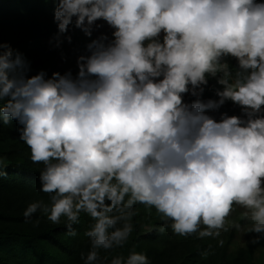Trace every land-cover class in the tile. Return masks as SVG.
Returning a JSON list of instances; mask_svg holds the SVG:
<instances>
[{
  "label": "clouds",
  "instance_id": "obj_1",
  "mask_svg": "<svg viewBox=\"0 0 264 264\" xmlns=\"http://www.w3.org/2000/svg\"><path fill=\"white\" fill-rule=\"evenodd\" d=\"M53 20L55 48L73 29L89 39L75 73L33 74L0 43V126L16 122L50 196L25 223L39 212L76 237L89 217L83 264L127 244L141 204L161 214L159 234L264 245V0H56ZM110 264L152 261L133 249Z\"/></svg>",
  "mask_w": 264,
  "mask_h": 264
},
{
  "label": "trees",
  "instance_id": "obj_2",
  "mask_svg": "<svg viewBox=\"0 0 264 264\" xmlns=\"http://www.w3.org/2000/svg\"><path fill=\"white\" fill-rule=\"evenodd\" d=\"M55 0H0V43L8 42L31 61L33 74L45 69L64 72L69 63L61 62L68 52V42L57 49L50 43L57 31L53 20ZM78 29H73L74 34ZM82 43L81 46H83ZM235 66V61L230 62ZM215 81H210V86ZM214 97L207 90L204 98ZM191 99V98H189ZM238 108L231 103L220 111L237 114ZM217 115L218 114H214ZM16 122L11 127L0 126V162L7 165L6 175L0 177V264H83L81 255L90 250L84 235L92 222L82 215L76 237L66 236L65 221L54 224L39 212V223H25L23 212L28 204L37 200L50 202L49 194L39 190L41 164L30 159V149L19 140ZM133 218L134 231L123 248L111 252L101 251L105 264L116 255L127 257L133 249L146 252L152 264H264V245L233 247L236 232L222 233L225 243L220 247L217 240L199 239L195 234L182 237L173 235L169 229L159 234L154 229L161 224V214L154 208L137 205ZM238 209L233 219L241 215ZM255 235V234H254ZM210 254L203 258L201 253Z\"/></svg>",
  "mask_w": 264,
  "mask_h": 264
},
{
  "label": "rangeland",
  "instance_id": "obj_3",
  "mask_svg": "<svg viewBox=\"0 0 264 264\" xmlns=\"http://www.w3.org/2000/svg\"><path fill=\"white\" fill-rule=\"evenodd\" d=\"M55 2H56V0H55ZM78 31H80V30H78ZM103 31H108V30H107V28H105V29H103ZM94 35H96V34L94 33ZM88 42H89V39L87 37H85L82 32H80L79 34H77V32H76L74 34V42L70 43V44L68 43V52L65 54V56L62 57L63 60L61 62L69 63L68 69H72L74 73L76 71V58L78 55H80L84 52L85 45ZM82 43H84L83 46H81ZM237 114H239V109L237 110ZM240 210L243 211V209H240ZM253 236H254V234H246V235L242 236L241 234L237 233L235 238H234L233 247L238 248L240 246H245V242H247V244H249Z\"/></svg>",
  "mask_w": 264,
  "mask_h": 264
}]
</instances>
